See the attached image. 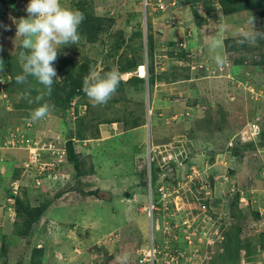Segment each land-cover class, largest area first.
Returning a JSON list of instances; mask_svg holds the SVG:
<instances>
[{
    "label": "rangeland",
    "instance_id": "374dc122",
    "mask_svg": "<svg viewBox=\"0 0 264 264\" xmlns=\"http://www.w3.org/2000/svg\"><path fill=\"white\" fill-rule=\"evenodd\" d=\"M15 1V6L19 9V12L15 15L13 9H8V14L4 22L2 20L0 24L1 57L13 55L15 53L18 54L22 51L21 42L23 37L16 36V23H18V20L22 17L27 18L25 9L30 0ZM72 2L74 7H72L71 0H60L63 7L79 10L84 14L85 19L82 23H86L88 19L96 17L105 20L103 24L107 31L103 34L96 35L97 42L95 43H90L87 35L80 32L81 39L77 45H74L75 51L67 50L64 52L62 49H64L65 46L60 49L58 59L54 64L57 71V78L60 82H63L65 77L60 68L61 60H63L68 53L71 54L72 57L78 59L79 62H82L83 58L96 59L98 63L93 68L102 73L105 65L111 63L112 60V58L107 55V47L110 48L114 46L117 42H121L124 37H126L127 45L121 48V52H125L123 59H125V57H127L128 60L135 59V57L137 58L138 52L141 51L139 49L141 42L144 44L142 49L143 53L147 54L149 35L153 37L157 44L153 58L155 74L166 73L169 76L174 73L178 76L179 81L169 84L164 80L150 87L147 80L150 69L148 66L149 62H147L149 58L148 55L145 54L144 59L147 60L145 62L148 64L145 63L147 71H145V67H142L140 72L134 71L127 76L145 77V91L133 93L129 91L130 88H128L126 92L116 93L112 97V100L101 105H94L87 97L81 99V101H84L83 103L87 102V105L81 107L82 105L77 102L79 100H76L72 104L71 109L74 113L76 112L74 115L75 118L68 117L69 113L63 115V110L59 113V111H56L50 106V114L47 116L49 122L44 123L42 127V132L50 128L51 131L45 133L47 139L50 141L60 139L61 143L64 144L63 140L68 137L69 131L73 130L76 132L78 130L76 128V122L78 120L76 115L82 114L81 117L85 118L88 109L87 106L91 104L99 107L98 112H96L102 116V119L117 120L118 118H124L125 114L129 112L127 108L130 107V103L126 104L124 101L120 103L119 99L125 97L129 98H126L127 100L132 99V103L137 100H142L143 98V109L137 112L135 104H133V109L135 110L134 112H137V115L143 112L141 117L146 120L144 127L147 133L145 138L146 145L139 147L140 149L138 150L137 147L133 146V135L132 137L130 136L132 131L128 130L124 132L122 123H114L111 126L108 124H101L99 129L100 134L96 135L97 129H95L94 133L87 134V136H91L92 134L94 138L102 137V141H96L97 143L100 142V144L94 146L93 154H91L92 151L90 150L89 144L87 147H83L82 144L78 147L79 151H81L82 158L86 162V168L89 171L87 177H83L85 179L81 178V181H90L91 186H89V184V187H87V185L84 184V190L81 191V183L75 178L71 179L68 168H66L65 173L63 172L62 175L54 177L55 179L49 181L44 190L34 192V197H37L38 200L33 201L32 206H40L43 202L52 200L53 203L47 210L48 213L53 210V212L50 213L51 222H55L54 226L57 224V230L63 229L62 232L65 233L69 241L78 242L77 245L76 243L74 244L75 250L73 252L69 250L70 248L68 249V247L67 250H65L63 246H61L60 249L58 248L60 251L57 254L58 258L64 257L67 260L65 264H87L86 261L89 260V258L85 259L84 256H89L91 259L92 256H94L92 261L97 264L102 262L105 258H108V256L113 255L115 261L117 256L127 253L129 256L128 264H153L144 261V259L146 258L147 252L151 250L152 239L154 238V246L157 251L160 252V254L156 255L154 264H178L177 262L171 261L169 256L170 252L165 250L167 247L166 241H169L170 244L168 245L173 247H178L177 245L179 244L183 245V248L179 247V249H185L180 252L185 256V261L187 262L182 263L179 260V264H220L217 261L213 263L215 260L214 258L222 251V244L219 239H217L219 241L218 243H210L206 246L211 239L210 237L208 239V236H192V243L189 245L185 241L186 236L179 227L173 229L171 234L164 233L165 220L162 215L159 216L160 229L154 230L157 229L156 223L154 222L153 224L147 210L150 202L149 194L147 193L145 197L141 198V192L143 193L145 188L149 191L151 183L149 161H151V165L154 164V166L159 162V167H161L159 169L168 173L169 182L172 186L175 185L178 180H182L183 177L191 174V172L190 169L187 170L184 167H179L174 161L163 166L165 162L161 155H159V157L153 155L152 157V154H149V146L151 147L149 140L154 143L157 136L161 137V139L164 137L165 142L163 143L167 142V144H171L167 148L160 149L164 156L182 152L184 155H177V157L178 160H183L185 155H189L192 162L189 161L192 163L193 169L200 174H204L208 172L209 169L206 168L207 165H205L206 162L203 158L202 151L209 150H204L200 145L205 143L209 145L212 143L216 144L217 138L219 137L217 143L218 147H215L217 148L216 151L226 152L229 150L228 147L230 143L236 146L238 145L236 148L239 149L242 145L238 137L240 136L238 135L239 132L242 134L247 129V123L256 120L260 124L259 127L262 130L261 137L256 140L251 150H240L239 155L242 159L239 157L231 159L235 163L233 171L235 173L233 175L235 176V184L238 189H235L232 193L227 192L228 189H226L225 192H217L218 195L223 197V200L210 209V214H217L211 223V228L214 225L216 226L219 219H221V222L218 224H221V228L223 227L222 231L224 233L223 235H225V233L229 232L231 225L234 223L230 204L236 201L237 193L243 191L246 197L241 196L240 193L237 205L233 202L236 205V209L249 218L245 226L243 237H246L247 240L249 237H258L259 233H262L259 231L264 230V219L260 225H255L259 223L255 221V211L261 209L262 212H264V209H262L264 208V91L262 92V90H260L262 81L255 80L254 78H258L260 75L264 78V73L257 72L256 69L251 67H243L236 76L232 75V67L230 64L225 63V52L222 48V43L224 42L223 37H230L235 40L237 38H242V30L260 32V14H258L257 11H243L237 14L224 16L221 9H218L207 24H203L199 27L195 20L196 17L193 7L182 5L179 0H166L165 10L157 13L153 12V8L155 7L154 0L148 2V11L146 10L147 6L144 5V0H72ZM199 7L201 16L199 15L200 18L198 21L202 20L204 16L202 6L199 5ZM216 16L219 17L215 18ZM252 17H254V26L250 23ZM102 41L105 43L103 44ZM189 41L191 43L190 45L188 43ZM216 42H218V47L213 49L211 45ZM170 43H173V45L171 46ZM135 51L137 54H134ZM169 53H174L175 56L173 55V57H171ZM217 55L223 57V63L220 65H218L215 60ZM203 57L209 60L205 62L207 65L198 63L200 62L199 59ZM113 59L115 60V58ZM117 59L119 60L118 57ZM211 68H214V70ZM186 75H189L188 81L185 79ZM2 80L7 87L9 83L8 77ZM194 87L197 88V96L194 95V92L192 95L197 98L198 112L197 109L194 108L193 113H191L189 117H185L182 115L184 112L182 113L181 107L184 106L183 108L185 109L191 103L189 101L183 104V102H181L183 101V96L181 94L189 95L186 89L192 90ZM1 92L7 95V98L4 99L1 98L3 94L0 93V129L2 131L4 130L5 137L7 133L6 129L13 128L17 123L16 114L20 112L23 115L25 111L15 106L20 103L19 95L11 96L6 93L4 88ZM170 98L174 99V101ZM172 101L181 104V107H174V105L177 104ZM8 105H10V107H8ZM208 107L213 110L217 109L212 114H210L209 111L206 112V115L203 111ZM9 108H11L10 111L14 112V116H8ZM173 108L177 109V112L171 115L172 112L170 111ZM155 110L157 113L159 111L162 112L161 118L156 116ZM131 111H133L132 108ZM78 112L79 114H77ZM202 115L203 117L206 115L205 118H207L208 121L207 127V121L204 120L201 122L200 120ZM249 115L251 116L249 117ZM94 116H96V114H94ZM171 116L174 118L171 119ZM64 117H66L67 123H65ZM148 117L150 121H148ZM210 118L212 122L209 121ZM156 125L159 126L157 129ZM183 129L187 131L185 134L183 133ZM193 129L194 137L189 133V130L192 131ZM40 132L41 131H36V129L33 131L34 135H39ZM180 134H184L187 137H179ZM127 135L132 139V143L131 141L128 142L125 145L126 149L123 150V144L120 142V138L127 137ZM135 136L136 138H140L141 132L139 130L135 131ZM197 138L200 141H197ZM200 142L202 143L199 145ZM62 147H64V145H62ZM5 152H7L8 157L10 156V158H12L10 160L11 163H8L7 166L10 167L12 164L20 162L13 166L14 168L11 170L15 172L16 169L22 167L19 172V177H17V181H21L22 185L20 191L18 189L17 193H15L12 178L9 180V185L6 184V180L8 179V175H6L3 180H0V185L4 187L2 188V193H6L7 196L9 194L8 192H11L13 195L22 198V194L26 189V184L28 186V183L31 182L26 179L28 174H26V169L23 168L21 163L27 155L24 151H16L13 149H7ZM200 153L202 157L199 158L198 155ZM172 164H174V167ZM15 167L17 168L15 169ZM92 169L93 171H91ZM219 169L221 172L225 170L223 165H219ZM134 173H136L137 176ZM137 177L138 179H136ZM140 178L144 179L143 185ZM200 179H203V176ZM160 181H162V179ZM155 187H157L156 184H154V190ZM225 187L226 186L223 188ZM27 188L31 189V184H29ZM94 191H97L99 195L95 194ZM193 192L199 197L197 191ZM133 194H138L135 198L136 200H133ZM184 194L185 195H183L181 199H173L178 209L182 207L185 208L186 203H191L192 205L188 206V208L193 209L189 212L186 207L185 209L187 210H184L186 212L181 211L179 216L175 217L174 220L175 222H181L183 219L189 221L192 219L191 225H199L202 220L195 222L193 219L197 216L200 219L203 217L198 210L200 201H198V199L194 200L192 195H189L188 201L186 199V197H188L186 190H184ZM28 195L32 194L28 192ZM241 197L244 199L245 203H241ZM5 199H7V197L3 195V201ZM10 206L11 205L7 207L6 211L5 205L0 201V234L4 233V235H8L9 238L13 237V233L15 232L13 224L10 225V223H12L13 220L19 221L16 213L15 216L10 214ZM142 206H145L144 212H140ZM96 210L101 213L97 214ZM173 211H175V209H173ZM185 213H189L186 214L187 218H185ZM48 221L50 220L43 218L39 226L47 224ZM250 225H252V229L250 228L249 230L247 226ZM78 231L83 232V234L87 233V239L90 238L89 240H95L96 245L90 246L91 244L85 238H80ZM191 231L192 228L188 229L186 232ZM12 241L13 245H11L10 248L5 247L8 258L7 264H21V260H24V250L26 254L24 255L30 257L28 254L31 253L32 248L31 246L24 247L22 244L24 241L21 242L19 237L13 238ZM26 242L27 240L25 244ZM2 245V241L0 240V248ZM54 246L55 245H52V247ZM76 246L79 248L76 249ZM213 253H215V255L212 256ZM242 254L244 255V252H242ZM259 255V251H257V254H253L256 263H258L259 259L261 262L264 261V258H262L261 255L260 258ZM2 258L3 257L0 256V264L3 262ZM48 259H50L48 264H57L53 253L49 255ZM141 260H143V262H141ZM244 260L247 264H255V262H249L245 257L242 261ZM242 261L240 264H242ZM62 263L64 264V262ZM93 263L88 262V264ZM24 264L30 263L26 262Z\"/></svg>",
    "mask_w": 264,
    "mask_h": 264
},
{
    "label": "trees",
    "instance_id": "16d2710c",
    "mask_svg": "<svg viewBox=\"0 0 264 264\" xmlns=\"http://www.w3.org/2000/svg\"><path fill=\"white\" fill-rule=\"evenodd\" d=\"M179 2L182 3V5H188V6L193 7L194 15L196 17L195 20H196L199 27H201V25H203V24H207L210 21V18H212L214 16L213 14H215L218 9H221L224 16L237 14V13L243 12V11H251V12L257 11L258 14H260V23H261L260 24V26H261L260 32L264 31V0H179ZM71 3H72V7H74L72 0H71ZM15 5H16L15 0H0V24L2 23V20L4 22V19L8 14V12H7L8 9H13L15 11L14 12L15 15L19 12V9ZM199 5L202 6V11L204 10V16H203L204 19L202 18V20H200V21H198V19L200 18L199 15L201 14ZM217 17H219V16H216L215 18H217ZM103 21H105V20L97 18V17L92 18V19H88V21L86 23L84 22L79 26V33L81 32L82 34H86L87 38H89L90 43H95V42H97L96 35L103 34L104 32L107 31V29L104 27L105 25L103 24ZM148 39H149V41L147 42V44H148L147 54L145 53L146 55H148V58H149L148 61L144 59L145 54L143 53V50H142L144 47V44H142V42L140 43L141 46L139 48L141 50V51H139L140 53L138 52V54H137L136 51L134 53V54H137V58L135 57V59L128 60L127 57H125V59H123L125 56V52L122 53L121 48H122V46L127 45L126 37H124V39L121 42H117V44H115L114 46H112L110 48H108V47L106 48L107 49V51H106L107 55H108V57L112 58V60H111V63H108L107 65H105V68L103 69V71L101 70L102 71L101 74H103L106 71L111 70L113 67H119L118 69L120 70V72L124 74V80L121 82L116 93L126 92V90L128 88H130L129 91H132L133 93L145 91L144 90L145 89V83H146L145 77H127V76L129 74H131V72H134V71L140 72V69L142 67L146 68L145 63L147 64V62H149V65L148 64L147 65L150 68L149 74H148V79H147L150 87L154 86L158 81H163V80H165L167 82L179 81L178 76L174 73H172V75H169V76L166 73H161V74H157V75L155 74L154 63H153L154 59L153 58H154V51L156 50L157 44L151 35H149ZM223 39H224V42L222 44L223 45L222 48L224 49V52H225L224 56H225L226 63L230 64V66L232 67V75L236 76L241 71V68H243V67H245V68L251 67V68L256 69L257 72H263L264 73V39H258L257 40L258 43L256 42L254 45L248 44V43H243V44L238 43V41L241 40L242 38H237L234 40L233 38H230V37H228V38L223 37ZM101 40H102V38H101ZM191 41H192V39H191ZM102 42H103V44L105 43L104 41H102ZM190 44L191 43H189V45ZM170 45L172 46L173 43H170ZM74 47H75L74 45L65 46L64 47L65 50L64 49H62V50L64 52H66L67 50L75 51ZM22 51H25V50L22 48ZM20 53H18V54L15 53L13 55H6L4 57L0 56V60L3 61V64H0V68L3 69L2 71H0V87H1V83L3 81L2 79L3 78L6 79V77H8L9 83H8L7 87H6V84L4 85V90L6 91V93L10 94L11 96L19 95L20 96V103L15 105V106H16V108L25 111V113L23 115L20 112H18L16 114L15 117L17 118V123L14 125V128H16L18 126V124H22L27 120L31 121L30 112L33 109L39 107L40 104L45 103V102H47L50 106H52V108L55 109L56 111H59V113L63 110V112H64L63 115L70 113V111L72 109V104L76 100H79L77 102H79L78 104L82 105L81 107H83L84 105H87V102L83 103L84 101H81V99L87 98L85 93L82 91L83 81H84V78L89 74L90 70L98 63V61L96 59H94V58L93 59L83 58L82 62H79L78 59L72 57V55L68 53L66 55V57L63 60H61L62 62L60 65V68L63 71V74L65 75L64 81L60 82L59 80H56L52 86L51 95L50 96L45 95L44 99L41 100L39 103H37V102L29 103L28 99H25L22 94H27L33 101H35V97L37 95H39L42 91H46V90L43 89V86L39 85L33 77H28V81H29L28 84L21 85V84H17L15 82L16 76L18 74H22V69H21L20 64H19ZM169 55H171V57H173V55L175 56L174 53H169ZM117 57L119 58V60L117 59ZM113 58H115V60ZM179 58H182V57H179ZM206 59H207L206 57H203V58L199 59L200 62H198V63H203V62H201V60H203L205 63ZM145 61H147V62H145ZM204 65H207V64L205 63ZM211 69L214 70V68H211ZM215 70H217V69H215ZM258 78H254V79L262 81L261 82L262 85H261L260 90H262V92H263L264 91V78L262 75H260ZM185 79L187 81L189 79V75H186ZM196 89L197 88L194 87L195 91H196ZM123 90H125V91H123ZM181 95L183 96V101H181V102H183V104H186L189 101L191 103L190 105L187 106V110H184V113L182 115L185 117H189L191 115V113H193L194 108H196L197 112H198V104H197L198 101L196 100L197 99L196 96H193L191 91H189V95H183V94H181ZM125 96H126V94H125ZM126 98L129 99L128 97H125L123 99H119L120 103L122 101H124V103H126V104L130 103V107L127 108L128 109L127 111H129V112H127L125 114L124 118H120V119L118 118L117 120L102 119V116L97 114L99 107L93 106L91 103H90L91 104L90 106H87L88 109H87L85 118L81 117L82 114L76 115V118H78V120L76 122V128L78 130L76 132H74L73 130L69 131L68 137L64 140L65 145H66V158H65L66 161L63 165H61V169H62L61 173H63V172L65 173L66 168H68L69 176L71 177V179L75 178L76 180H78V182L81 183V189H82L81 191L84 190L85 185H87V187L91 186V182L90 181H85V182L81 181V178L87 177L89 171L86 168V162L81 156V151H79V148H78L79 144L76 142V140L84 142L85 140L90 139L89 136H87V134L94 133L95 129H97V131H96L97 134L96 133L95 134L96 135L100 134L99 129H100L101 124H108L109 126H111L114 123L120 122L124 126V132L128 131V130L133 131L134 129H142L143 126H145V124H146L145 118L141 117L143 112H142V114L139 113L137 115V112L139 110L143 109V105H144L143 98H142V100H137L134 103H132L133 102L132 99L127 100ZM110 100H112V98ZM133 104L136 105L137 112H134L135 110L133 109ZM150 105H151V103H150ZM174 107H179V106L174 105ZM131 108L133 111H131ZM8 112H9L8 116H14L13 111L9 110ZM212 113L213 112H211L210 114H212ZM75 114H76V112L74 113V115ZM77 114H79V112ZM94 114H96V116H94ZM155 114H160V111L157 113V111L155 110ZM173 114H175V113L172 112L171 115H173ZM68 117L75 118L72 114H69ZM135 118H137V119H135ZM172 118H174V117L171 116V119ZM63 119L65 120V123H67L66 117H64ZM204 120L207 121V119H203V121ZM209 121L212 122L211 118L209 119ZM158 127L159 126H157V128ZM66 129H67V126H66ZM183 130H184V132L186 131L185 129H183ZM189 133L192 135V137L195 136L194 135V129L192 131L189 130ZM125 134H128V133H125ZM91 136H93V135L91 134ZM130 136L132 137V134ZM130 136L127 135V137H121L120 138V142H122V144H123V150L126 149L125 145L128 142L131 141V143H132V139L130 138ZM238 137H239L240 143L242 144L241 147L239 149L236 148L238 145L237 146L233 145L231 147L230 146L228 147L229 150L232 152L233 159H235L236 157L240 158L239 154H240L241 149L242 150H251L253 148V146L255 145V142H243L241 137L240 136H238ZM240 143H239V145H240ZM145 145H146V143H144L142 145H133V146L137 147V149L139 150L140 149L139 147H141V146L143 147ZM220 154L222 155L224 153L221 151ZM92 157H93V155H92ZM240 159H242V158H240ZM189 160L191 161L190 158L186 157L182 161H183L184 168L187 170L190 169V172L192 174L194 170L192 167V163ZM24 163L22 165L23 168H25ZM211 164H212V161H211ZM172 165L174 167V164H172ZM159 168L160 167L157 165V163L155 166H154V164H152L151 180H152L153 187H154V184L158 185L159 179L161 178V176H160L161 170ZM21 169H22V167L21 168L19 167L18 169H16L15 175L13 177L14 178L13 181L18 179L17 177H19V172L21 171ZM91 171H93V169ZM219 172H220V169L217 171H213L212 169L209 170L207 173L209 175L207 180L210 183H213V175H215V173H219ZM234 173L235 172L230 171V174L233 175ZM134 174L136 175V173H134ZM85 178H83V179H85ZM136 179H138V177ZM140 179L142 180V185H143L144 179L143 178H140ZM187 180H188L187 176L183 177L182 180H178L177 183L173 186H176L179 182H184ZM202 182H203L202 179H195L196 185L192 186L191 192H187L188 197H186V199L188 200L189 195H192V198L194 200L198 199V201H200V203H204L209 207V209H212L220 201L223 200V197L217 194V192L220 191V190H218V191L214 192L211 199H209V198L205 199L204 193H201L199 190V187H200V185H202ZM47 183H46V186H47ZM29 184H34V183L30 182ZM162 184L171 185L169 182V178L164 179V182L163 181L160 182V184L158 186H160ZM27 187L28 186H25L26 189L25 188H24L25 190L23 189L24 192L22 194V198L19 196L13 195V193L9 192L10 199H9V194H8L6 196L7 199L4 200L5 202L2 203L5 205V210L7 209V207L9 205H11L9 207L10 212L14 210V212L17 214V217L19 218V221L13 220L12 223H10V225L13 224V227L15 229V232L13 233V237H11V238L13 239L15 237H19L21 239V241L29 240V242H26L25 246L26 247H29V245L34 246V247H31L32 248L31 253L28 254V255H30V257H27V256L24 257L23 256L24 260L22 259L23 262L21 260V262H20L21 264H24L26 262H29L30 264H48L50 259H48L49 255L47 252L50 251L51 253H53L54 259L57 260L58 259V255H57L58 248H61V246H63V248H65V250H67V247H68V248H70L69 250H71L73 252L75 250V247H74V245L70 246L69 240L66 238L65 233L62 232V230H63L62 228L58 229V230L56 229L57 224L54 226L55 222L48 221L47 224L43 225L42 228H40V229L38 228L37 223L40 222L41 218L46 214L47 210L50 208V206L52 205L53 202H52V200H49V201L43 202V204L40 206H37V205L32 206L33 201L38 200L37 197H34L35 196L34 192L44 190L46 187L43 189L42 188L36 189L35 187L28 189ZM193 191H197L199 194V197H197ZM28 192L32 195H28ZM94 193L99 195V193L97 191H94ZM143 193L144 194L147 193L146 188H145V191H143ZM239 197H240V193H237L236 201H233L236 203V205L238 203ZM12 198L14 199L13 201L11 200ZM99 198H100V196H99ZM154 198H155V202H158L160 199V195L159 194H158V196L155 195ZM233 202L230 204V210L232 213V219L234 220V223L233 224L231 223L232 224L231 228H230L229 232L225 233V235H223L224 234L222 231L223 227L221 228V224H218L221 222V219L218 218L219 221L217 222V228L216 229L220 230V233L223 235V237H225V239L223 240V243L220 242L222 244L221 245L222 251L219 252V254L216 256V258H214L215 260L213 261V263H215L217 261L220 264H240L244 257L247 260H249V262H255V259L253 258V254L254 255L257 254V251H259L262 258H264V230L259 231L262 233H259L258 237H249L246 240V237H243L244 236L243 233L245 231V226L248 223L249 218L244 216L241 211L237 210L236 205ZM262 209H264V208H262ZM96 212H97V214L101 213L100 211L98 212L97 210H96ZM184 212H186V211H184ZM262 213L264 214V212H262L261 209L258 211H255V221L259 222V223L254 222V223H256L255 225H258V224L260 225L262 223V220L264 219V216ZM179 214H180V212L175 213L174 216L175 215L179 216ZM211 215L213 217L217 216V214H211ZM185 217H186V213H185ZM202 222H201L200 227L197 229V232L200 235L204 236V233H202V232L204 230V226L206 225V222H203V223ZM218 225L220 228H218ZM62 226H64V225H62ZM247 228H249V230H250V228L252 229V225L247 226ZM204 237H207V235H205ZM209 237L211 239H210L209 243H207L206 246H208V244H210V243L212 244V243H218L219 242L217 240V237L214 234L211 233V236L209 235L208 239H209ZM11 238H9L8 235H4V233L0 234V240L2 241V244H3L0 248V249H2V247H3V249L0 250V256L4 258V259L2 258V260H3L2 264H7L8 258L6 255L5 247L10 248V246L13 245V241ZM34 239L37 242H35V244L33 245L31 242ZM176 240H178V239H176ZM165 243L167 244V247L165 248V250H168L170 252V256L174 257V259H175V261H173V262H177L178 264H179V260L182 263L187 262V261H185V256L182 254V252H180V251L185 250V249H179V247L183 248V245H180L178 243L179 244V245H177L178 247H173L171 245H168V244H170L169 241H166ZM186 243L189 244L187 241H186ZM49 244L55 245V246L52 247V246H49ZM242 252H244V255L242 254ZM213 255H215V253H213L212 256ZM261 256H260V258H261ZM62 259L66 261V259L64 257ZM170 259H171V257H170ZM63 260H62V262H63ZM65 261H64V264H65ZM113 261H114V258L112 255V256H108V258H105L102 262H99L97 264H114ZM259 261H260V259L258 260V262ZM62 262H60V263H62ZM94 264H96V262ZM250 264H254V263H250ZM255 264H257V263L255 262Z\"/></svg>",
    "mask_w": 264,
    "mask_h": 264
},
{
    "label": "clouds",
    "instance_id": "9594fccd",
    "mask_svg": "<svg viewBox=\"0 0 264 264\" xmlns=\"http://www.w3.org/2000/svg\"><path fill=\"white\" fill-rule=\"evenodd\" d=\"M25 10L27 13V18L22 17L18 20L19 22L16 23V36L23 37L21 46L25 51H22L19 55V64L22 69V74H18L16 76L15 82L21 85L28 84V77H33L35 81L39 85H42L43 89H45L46 91H42L39 95H37L35 97V101H33L27 94L22 95L25 99H28L29 103H39L44 99L45 95H51L52 86L54 82L58 80L57 71L54 67V64L58 59V53L60 49L63 46H68L70 44L77 45L79 43L81 39L79 26L81 25L85 17L84 14L79 10L63 7L60 3V0H30ZM250 23L254 26V17H252ZM258 39H264V31L248 32L242 30V39L239 40L238 43H248L254 45ZM211 47L213 49L218 47V42L213 43ZM215 60L218 65L223 63V57L220 55H217L215 57ZM0 64H3L2 60H0ZM2 70L3 69L0 68V71ZM145 71H147L146 68ZM123 80L124 74L120 72L118 67H113L111 70L106 71L103 74L93 68L84 78L82 91L94 105L106 104L116 93ZM4 85L5 83L2 82L0 93H2L1 90H3ZM2 94L6 97L2 96L1 98L6 99L7 95L5 93ZM8 107H10V105H8ZM9 110H11V108H9ZM49 114L50 105L45 102L40 104L39 107L33 109L30 112V119L32 122H38L45 119ZM148 121H150L149 117ZM13 128H10V130ZM9 131H7L6 137ZM6 137L4 139V142L6 140ZM167 147L168 146H149V154H152V157L153 155L156 157H159V155H161L163 159V157H166L167 155L164 156L163 152L160 149ZM3 148H6L4 146V143ZM159 151L162 152V154H158ZM179 153L180 152L169 155H184V153H182L181 155ZM225 154H228V151L224 152V154H222L221 156H224ZM229 154H232L230 150ZM186 157H189V155H185V158ZM226 160V162L225 160L219 162V165H223L225 170L223 172L220 171L219 173L215 174H228L235 179L234 175L230 174V171L234 170L235 163L232 160H229V158H227ZM172 161L176 162L178 166L179 162H181L182 166L179 167H184L183 161L180 160L164 161L165 164L163 166L170 164V162ZM158 163L159 162H157V165L159 166ZM206 168L211 170L210 166H206ZM151 173L152 165L151 161H149L150 177ZM160 176L161 178L159 179L158 185L160 184V182H164V179L169 178L168 173H165L164 171H161ZM161 179L162 181H160ZM17 180L18 179L14 180L13 182ZM150 181L151 183L149 186V191H147V193L149 194V198L150 196H153V199L155 200L154 197L155 195L158 196L157 189L159 186L157 185V187H155L157 191L154 190L151 178ZM128 262L129 256L127 253H124L115 258L114 264H128Z\"/></svg>",
    "mask_w": 264,
    "mask_h": 264
},
{
    "label": "built area",
    "instance_id": "2783aa9c",
    "mask_svg": "<svg viewBox=\"0 0 264 264\" xmlns=\"http://www.w3.org/2000/svg\"><path fill=\"white\" fill-rule=\"evenodd\" d=\"M154 8L153 12H163L165 10L166 6V0H154ZM148 2L150 0H144V5L147 6ZM148 6L146 7V10L148 11ZM6 97V96H3ZM69 114H72L74 116V111H70ZM48 121V118L38 121V122H32V121H25L24 123L18 125L16 128L11 129L6 137V140L4 142V146L8 149H16L21 150L27 153V160L24 163V169H26V174H28L27 180H30L34 184H31L32 188L40 189L45 188L46 183L49 181H52V179H55L54 177H57L59 175H62V169L61 165L65 163L66 158V148H65V141L64 144L61 143L60 139H57L55 141H50L47 139L46 134L50 132V128H47L42 132L43 124ZM260 124L256 120L249 121L247 123V129L242 134H239L243 142H255L262 133L261 128L259 127ZM36 129V131H41L39 135H34L33 131ZM60 137V136H59ZM61 138V137H60ZM64 145V147H62ZM230 146H233L232 143L229 144ZM171 148V147H170ZM167 151V150H166ZM158 154H162V152H158ZM180 155L182 152L179 153ZM164 161H170V160H178L176 155H167L166 157H163ZM179 166H182V163L179 162ZM194 170V169H193ZM208 172L204 174H200L197 171H193L192 174L187 175V181L179 182L176 186L172 185H165L162 184L158 187V194L160 195V199L158 202H155L153 199V196H150V202L148 210V215L152 219V222L156 223L157 229L159 230V216L162 215L165 223H164V233L165 234H171L173 232V229L180 228L184 235L186 236L185 241H187L189 244L192 243L191 237H201L203 235H200L197 232V229L200 227L201 222L199 225H191L192 219L186 220L183 219L181 222H175L174 218L177 217V215L174 216L175 213H179L181 211L187 210L185 209L188 206H191V203H186V207H182L181 209H178L176 202L174 201L175 198H180L185 195L184 190L186 189L187 192H191L192 186L196 185L195 179H200L203 176V182L202 185H200L199 190L201 193H204L205 199H211L214 192L220 190L227 192H234V190L238 189L236 188L235 179L228 175V174H215L213 175V183H210L207 178L209 175ZM28 183V182H27ZM190 184V186H189ZM21 181L14 182V192L17 193L18 189L20 191L21 188ZM24 185V183H23ZM27 186V184H26ZM226 186L225 188H223ZM29 187V183H28ZM241 196H245L246 194L243 191H240ZM174 199V200H173ZM184 199V198H183ZM12 201L14 199H11ZM241 203H245L244 199L240 198ZM160 204V205H159ZM175 209V211H173ZM193 208H188L187 211L190 212ZM200 214L203 215L202 219H200L198 216L194 218L193 220L195 222H198L200 220H204L203 222H206V225L204 226V230L202 233H204V236H211V233L214 234L217 239L222 242L224 239L223 235L220 233L219 229L217 228V225L211 228V223L213 222L214 217L210 214L209 207L204 203H199V209ZM10 214L15 216V212L11 211ZM189 214V213H186ZM263 214V213H262ZM13 216V217H14ZM264 216V214H263ZM187 218V216L185 217ZM202 222V223H203ZM155 226V225H154ZM192 226V227H191ZM192 228L191 232H186L188 229ZM194 228V229H193ZM218 228L219 225H218ZM153 230V231H154ZM194 230V232H193ZM201 233V234H202ZM203 236V237H204ZM160 254V252L157 251V249L154 246V238L152 239V245L151 250L147 252L146 258L144 261H148L154 264L156 255ZM170 256V254H169ZM171 257V261H175L174 257ZM143 262V260H141ZM242 264H247L246 262H242ZM257 264H264V261H259Z\"/></svg>",
    "mask_w": 264,
    "mask_h": 264
},
{
    "label": "crops",
    "instance_id": "0c3cea01",
    "mask_svg": "<svg viewBox=\"0 0 264 264\" xmlns=\"http://www.w3.org/2000/svg\"><path fill=\"white\" fill-rule=\"evenodd\" d=\"M188 43H190V41L188 42ZM223 44V43H222ZM222 46V45H221ZM207 48V47H206ZM201 59V58H200ZM206 61H209V60H206ZM201 62H203V63H199V64H205L204 63V61L203 60H201ZM226 63V62H225ZM164 81V80H163ZM188 81V80H187ZM159 83H161V81H158L157 82V84H159ZM169 84L171 83V84H173L174 82H168ZM187 83V82H186ZM187 91H188V93H189V91H191L192 93H193V91H194V95H196L197 96V90L195 91L194 89H192V90H190V89H186ZM181 93V92H180ZM171 99V98H170ZM171 100H173L174 101V99H171ZM172 101V102H173ZM185 102V101H184ZM173 103H175V104H177L179 107H181L180 105L181 104H178V103H176V102H173ZM184 106H182L181 107V109H182V113L184 112V110H187V107L184 109L183 108ZM217 109V108H216ZM216 109H211V108H206V110H204L203 111V113L204 114H206V112H208L209 111V113H211V112H215L216 111ZM170 112H174V113H176L177 112V109H172ZM221 112H222V110H221ZM181 113V114H182ZM202 113V112H201ZM174 115V114H173ZM207 115V114H206ZM206 115L203 117V115H202V117L200 118V120H201V122H203V119H207V118H205L206 117ZM156 116H158L159 118H161L162 117V112H160V114H156ZM251 115H249V117H250ZM248 117V118H249ZM211 122V121H210ZM209 124H211V123H209ZM208 126V121H207V123H206V127ZM156 129H157V126H156ZM10 129H6V131H9ZM137 130H139L140 132H141V137L140 138H136V136H135V131H137ZM187 131H183V133L185 134ZM131 134L133 135V139H134V141H133V145H142V144H144V143H146V131H145V127L143 126V128L142 129H134L132 132H131ZM184 134H180L179 135V137H184V138H186L187 136L186 135H184ZM102 135H103V133H102ZM89 136V138L90 139H87V140H85L84 142H82V141H79V140H76V142L79 144V147H80V144H82V146L83 147H87L88 146V144H89V147H90V150L92 151L91 152V154H93V148H94V146H97V145H99L100 144V142L99 143H97L98 141H102V137H97V138H94L93 136H90V135H88ZM6 137V136H5ZM5 137H4V130L2 131L1 129H0V180H3V178H4V176H6V175H8V179L6 180V184H8L9 183V180L12 178V181H13V175L15 174V172L14 171H12L11 169H13L14 167L13 166H15V165H17V164H19L20 162H18V163H15V164H12L10 167L9 166H7V164L8 163H11L10 162V160L12 159V158H10V156L8 157V155H7V152H5L7 149L6 148H3V143H4V139H5ZM104 138V137H103ZM159 138V139H158ZM218 139H219V137L217 138V143H218ZM158 140V141H157ZM97 141V142H96ZM157 141V142H156ZM197 141H200L198 138H197ZM201 141H203V140H201ZM163 142H165V138L163 137L162 139H161V137H158L157 136V138H156V140H155V142L154 143H152L151 142V140H149V143L151 144V146H156V147H159V146H170L171 144H167V142L166 143H163ZM202 142H200L199 143V145L201 144ZM212 143V142H211ZM217 143L216 144H214V143H212L211 145H209V144H207V143H205V144H202V145H200L202 148H204V150H209V151H202V154H203V158H204V160H205V165H207V166H210L211 167V169L213 170V171H217V170H219V162H222L223 160H225V162L227 161L226 160V158H229V160H231L232 158H233V156H232V154H229V150H227L228 151V154H225L224 156H221V151H216L217 150V148H215L216 146L218 147V145H217ZM102 144H104V143H102ZM209 145V146H208ZM9 150H12V149H9ZM13 150H16V149H13ZM226 150V149H225ZM16 151H21V150H16ZM176 153H178V152H176ZM224 153V152H223ZM25 154L27 155V153L25 152ZM230 156H231V158H230ZM198 157L200 158V157H202L201 156V153L198 155ZM198 157H197V159H198ZM188 158H190V157H188ZM215 158V159H214ZM191 159V158H190ZM214 159V160H213ZM26 160H27V157L25 156V159L21 162L22 163V165H23V163L24 162H26ZM195 160V159H194ZM180 161H182V160H180ZM211 161H212V164H211ZM192 162V161H191ZM196 162V161H195ZM229 163V162H228ZM197 164V163H196ZM17 167H15V169H16ZM14 169V170H15ZM10 171H12V172H10ZM232 171H234V170H232ZM7 172H10V173H7ZM235 177V176H234ZM9 185V184H8ZM2 188H4V187H2L1 185H0V199H2V200H0V201H2V203L4 202L3 201V195H4V197H6V193H2ZM7 190H8V188H7ZM9 191V190H8ZM140 194V193H139ZM146 194L147 193H145V195L143 194V193H141V198H143V197H145L146 196ZM134 196V198H133V200H136L135 198L138 196V194H133L132 195V197ZM130 197V196H129ZM144 209H145V206H142V208L140 209V212H144ZM51 212H53V210H51L49 213L47 212V214H45L42 218H41V220H40V222H38L37 223V226H38V228L40 229V228H42L43 226V224L42 225H40L39 226V224L41 223V221H42V219L43 218H47V219H49L50 221H51V218H50V213ZM78 233H79V235H80V238H85L91 245L90 246H92V245H96V241L95 240H89V239H87V236H86V234L87 233H85V234H83V232H80V231H78ZM88 235V234H87ZM35 240V239H34ZM34 240H32V244L34 245L35 244V242H37L36 240L34 241ZM24 241V243H22L23 245H24V247H25V241L26 240H23ZM78 241V240H77ZM22 242V241H21ZM27 242H29V240H27ZM69 243H70V246L71 245H74L75 243H76V245L78 244V242H74V241H69ZM30 246V245H29ZM49 246H52L51 244H49ZM89 246V247H90ZM31 247H34V246H31ZM79 247L78 246H76V249H78ZM60 249V248H59ZM69 249V248H68ZM88 250V249H87ZM58 252H60L59 250L57 251V254H58ZM63 253V252H62ZM67 253V252H66ZM24 254H25V250H24ZM23 254V256L25 257V255ZM51 254V252L49 251L48 252V255H50ZM85 257V259H87V258H89V260H87L86 262H87V264H88V262H90V263H93V261H92V259H94V256H92V259H91V257H89V256H84ZM62 258H58L57 260H56V262H57V264L59 263L60 264V262H62ZM65 260H63V262H64ZM67 261V260H66ZM65 261V262H66ZM63 264V263H62ZM86 264V263H85ZM94 264V263H93Z\"/></svg>",
    "mask_w": 264,
    "mask_h": 264
}]
</instances>
